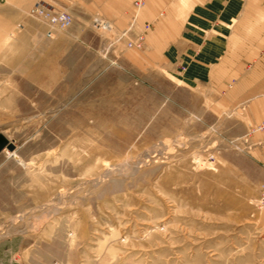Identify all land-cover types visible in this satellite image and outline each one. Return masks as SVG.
<instances>
[{
  "label": "rangeland",
  "instance_id": "1",
  "mask_svg": "<svg viewBox=\"0 0 264 264\" xmlns=\"http://www.w3.org/2000/svg\"><path fill=\"white\" fill-rule=\"evenodd\" d=\"M34 1L0 0V264H264V118L149 61L148 0H46L50 40Z\"/></svg>",
  "mask_w": 264,
  "mask_h": 264
},
{
  "label": "crops",
  "instance_id": "2",
  "mask_svg": "<svg viewBox=\"0 0 264 264\" xmlns=\"http://www.w3.org/2000/svg\"><path fill=\"white\" fill-rule=\"evenodd\" d=\"M146 10L149 61L206 84L249 125L264 118V0H148Z\"/></svg>",
  "mask_w": 264,
  "mask_h": 264
},
{
  "label": "built area",
  "instance_id": "3",
  "mask_svg": "<svg viewBox=\"0 0 264 264\" xmlns=\"http://www.w3.org/2000/svg\"><path fill=\"white\" fill-rule=\"evenodd\" d=\"M134 6L140 7L145 3V0H134ZM26 14L30 17L36 18L45 25V31L42 33V38L50 40L53 38L56 31L64 29L72 20L71 15L64 10H54L52 5L46 0H35L32 5L26 10ZM91 28L94 30L104 32L108 30L110 25L107 21L95 17L90 22ZM148 27V25H146ZM122 32L119 37L124 36ZM143 33L139 32L135 38L126 41V46L132 48H140L143 43ZM259 129H264V120L258 125Z\"/></svg>",
  "mask_w": 264,
  "mask_h": 264
},
{
  "label": "water",
  "instance_id": "4",
  "mask_svg": "<svg viewBox=\"0 0 264 264\" xmlns=\"http://www.w3.org/2000/svg\"><path fill=\"white\" fill-rule=\"evenodd\" d=\"M4 147L8 150H13L14 145L0 133V150H2Z\"/></svg>",
  "mask_w": 264,
  "mask_h": 264
}]
</instances>
